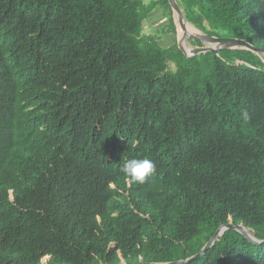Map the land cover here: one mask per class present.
<instances>
[{
	"label": "trees",
	"instance_id": "16d2710c",
	"mask_svg": "<svg viewBox=\"0 0 264 264\" xmlns=\"http://www.w3.org/2000/svg\"><path fill=\"white\" fill-rule=\"evenodd\" d=\"M177 1L264 48V0ZM167 35L169 0H0V264L176 262L229 223L264 240V62ZM143 157L157 171L133 183ZM184 264H264V244L228 229Z\"/></svg>",
	"mask_w": 264,
	"mask_h": 264
},
{
	"label": "water",
	"instance_id": "95a60500",
	"mask_svg": "<svg viewBox=\"0 0 264 264\" xmlns=\"http://www.w3.org/2000/svg\"><path fill=\"white\" fill-rule=\"evenodd\" d=\"M169 2L171 4L174 14L176 15L178 19L179 26L181 27L183 31L181 37L178 39L177 42H178L179 48L182 50V52L187 57H194V56L207 53V52H215L219 54L220 51L223 49H247V50L257 53L264 62V48H259L257 46H254L253 44H251L245 39L226 38V37H218V36L203 34L200 30L196 29L195 27L191 26L188 23V21L186 20L185 14L183 10L181 9L177 0H169ZM187 26H190L198 33L192 34L188 30ZM187 37L192 38V39H199L203 42H207L208 44L206 46L203 45L197 48H189L187 45V41H186ZM228 229H233V230L240 232L242 235H244L247 239H249L255 244H264V240H259L255 236L250 234L248 229L243 224H233V223L222 224L218 228L214 236L201 249V251L198 254L186 260H180V261L170 262V263H141V264H184V263L193 261L195 259H198L202 257L215 244V242L220 238V236H222L224 232Z\"/></svg>",
	"mask_w": 264,
	"mask_h": 264
},
{
	"label": "clouds",
	"instance_id": "9594fccd",
	"mask_svg": "<svg viewBox=\"0 0 264 264\" xmlns=\"http://www.w3.org/2000/svg\"><path fill=\"white\" fill-rule=\"evenodd\" d=\"M122 170L127 179L138 184H143L157 171L155 163L148 157L130 159L123 164Z\"/></svg>",
	"mask_w": 264,
	"mask_h": 264
},
{
	"label": "rangeland",
	"instance_id": "374dc122",
	"mask_svg": "<svg viewBox=\"0 0 264 264\" xmlns=\"http://www.w3.org/2000/svg\"><path fill=\"white\" fill-rule=\"evenodd\" d=\"M168 15H169V11L158 9L157 12H156V15L154 17V20L153 21H150V19L148 20L146 28H145V31L149 33V32H152L153 30H156L158 28L163 27L164 25H167L168 24ZM174 18H175L176 24H177V35H169V36L167 35V36H165L164 37L165 40L162 41V43L164 45H172V44H174L175 41H178V39L181 37V35L183 33L181 27L179 26L178 19H177L175 14H174ZM154 27H156V28H154ZM192 30H194V29L192 28ZM191 33L192 34H197L198 32L195 31V32H191ZM186 41H187V45H188L189 48H195V47H193L191 45L189 37H187ZM207 44H208L207 42H204L205 46ZM250 234H252V233L250 232ZM46 260L47 259H44L43 263H46Z\"/></svg>",
	"mask_w": 264,
	"mask_h": 264
},
{
	"label": "crops",
	"instance_id": "0c3cea01",
	"mask_svg": "<svg viewBox=\"0 0 264 264\" xmlns=\"http://www.w3.org/2000/svg\"><path fill=\"white\" fill-rule=\"evenodd\" d=\"M146 1H150V0H146ZM158 9H156L152 14H151V17H150V21H153L154 20V17L156 15V12H157ZM156 28V27H154ZM159 29V28H158Z\"/></svg>",
	"mask_w": 264,
	"mask_h": 264
},
{
	"label": "bare ground",
	"instance_id": "6f19581e",
	"mask_svg": "<svg viewBox=\"0 0 264 264\" xmlns=\"http://www.w3.org/2000/svg\"><path fill=\"white\" fill-rule=\"evenodd\" d=\"M187 28H188V30H189L190 32H195L194 30H192V28H191L190 26H187Z\"/></svg>",
	"mask_w": 264,
	"mask_h": 264
}]
</instances>
